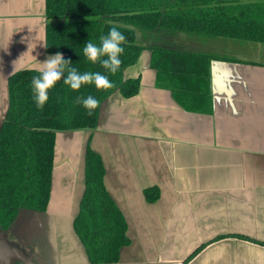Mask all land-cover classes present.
Wrapping results in <instances>:
<instances>
[{
    "label": "crops",
    "instance_id": "crops-1",
    "mask_svg": "<svg viewBox=\"0 0 264 264\" xmlns=\"http://www.w3.org/2000/svg\"><path fill=\"white\" fill-rule=\"evenodd\" d=\"M46 23V0H0V129L11 74L55 55ZM181 33L165 46L229 58L211 61L210 110H188L157 86L145 44L124 70L141 77L139 92H113L97 127L57 133L48 207L0 228V264H264V61L228 53L240 48L225 38ZM88 146L128 224L130 242L113 263H92L74 227ZM148 188L158 189L155 201Z\"/></svg>",
    "mask_w": 264,
    "mask_h": 264
},
{
    "label": "trees",
    "instance_id": "trees-1",
    "mask_svg": "<svg viewBox=\"0 0 264 264\" xmlns=\"http://www.w3.org/2000/svg\"><path fill=\"white\" fill-rule=\"evenodd\" d=\"M46 18L48 53L60 52L79 73L100 72L115 86L98 90L94 84H86L73 91L61 79L49 90L43 109H38L31 80L40 70L23 68L11 74L9 108L0 129V228L4 231L22 212L47 209L57 133L95 128L101 105L113 92L119 90L124 97L139 92L141 77H124L125 68L136 64L146 47L140 43L135 27L264 43V0H46ZM114 27L126 37L121 45L122 64L115 75L83 54L86 41L99 46L101 36ZM149 47L157 86L170 89L188 110H210L211 61L229 58L160 44ZM88 96L100 101L92 115L76 102L77 97ZM104 175L101 155L88 146L86 188L74 227L92 263L119 261L121 248L130 242L125 215L107 190ZM145 194L149 201H155L159 191L148 188Z\"/></svg>",
    "mask_w": 264,
    "mask_h": 264
},
{
    "label": "clouds",
    "instance_id": "clouds-1",
    "mask_svg": "<svg viewBox=\"0 0 264 264\" xmlns=\"http://www.w3.org/2000/svg\"><path fill=\"white\" fill-rule=\"evenodd\" d=\"M125 41L126 37L114 27L106 36H101L99 46L91 41H86L83 54L90 62H99L107 72L115 75L122 64L120 56L123 54L124 48L121 45ZM103 57L106 58L102 59ZM41 64L43 67L40 74L33 76L31 80L33 99L38 109H43L49 99V90L54 88L61 79L73 91H79L81 86L86 84H94L98 90H108L115 86L108 76L100 72L79 73L76 68L71 67L72 62L65 60L60 52L49 56ZM65 72H67L66 76ZM76 102L83 105L88 115H92L93 110L100 106V101L92 96L77 97Z\"/></svg>",
    "mask_w": 264,
    "mask_h": 264
},
{
    "label": "rangeland",
    "instance_id": "rangeland-1",
    "mask_svg": "<svg viewBox=\"0 0 264 264\" xmlns=\"http://www.w3.org/2000/svg\"><path fill=\"white\" fill-rule=\"evenodd\" d=\"M136 31H137V36L138 39L140 41V43H142L143 45H153V44H161V45H166V43L168 44H173V45H178V44H174L172 42L169 41H173V36L178 35L179 33H174V35H171L170 33H167L164 30H159V31H146L143 30L139 27H135ZM181 34H185L188 37H191L192 35L187 34V32H183ZM170 38H172V40H170ZM219 40H224L223 38H220ZM225 40H228L226 45L227 47H236L240 48L239 51L234 50L232 48L228 49L227 52L228 53H236L239 56H244V57H251V58H258L260 60L264 61V43H259V42H255V41H251V40H244V39H233V38H225ZM242 42V43H239ZM234 51V52H233Z\"/></svg>",
    "mask_w": 264,
    "mask_h": 264
}]
</instances>
